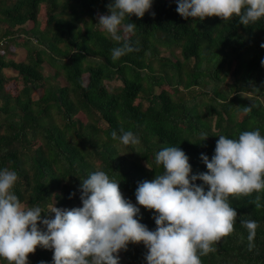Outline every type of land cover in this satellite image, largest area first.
Wrapping results in <instances>:
<instances>
[{
    "label": "trees",
    "instance_id": "obj_1",
    "mask_svg": "<svg viewBox=\"0 0 264 264\" xmlns=\"http://www.w3.org/2000/svg\"><path fill=\"white\" fill-rule=\"evenodd\" d=\"M109 3L0 0V43L21 44L26 53L17 63L0 48V168L18 173L14 190L26 207H81L79 186L95 170L120 181L135 204L138 183L163 171L155 162L162 147L179 146L193 173L206 172L201 154L211 159L220 135L264 134V18L248 25L235 17L185 19L176 0H153L142 18L124 21L137 25L134 35H122L138 50L114 59L123 41L97 23ZM164 52L172 59L160 58ZM44 64L52 75L44 76ZM112 81L121 86L109 90ZM121 128L140 136L138 149L111 136ZM201 132L208 134L203 142ZM229 202L237 211L234 231L202 264H264V192L234 194ZM140 207L141 222L155 230L154 210ZM245 219L258 222L254 241ZM147 252L140 242L119 253L124 264H146ZM28 260L52 264L53 250L37 246Z\"/></svg>",
    "mask_w": 264,
    "mask_h": 264
},
{
    "label": "clouds",
    "instance_id": "obj_2",
    "mask_svg": "<svg viewBox=\"0 0 264 264\" xmlns=\"http://www.w3.org/2000/svg\"><path fill=\"white\" fill-rule=\"evenodd\" d=\"M176 4L185 19L235 17L248 25L264 18V0H176ZM152 5L153 0H110L108 13L98 15L99 26L113 40L123 41L112 49L114 59L138 50L122 35H134L137 27L125 23V18H142ZM111 136L136 149L142 144L132 130L121 128L119 135L113 130ZM207 137V132L200 133L202 142ZM201 159L207 171L193 173L183 149L162 147L155 162L163 171L138 183L135 204L123 195L120 181L95 170L79 186L81 207L61 208L52 202L47 212L38 204L23 205L14 190L18 173L0 168V258L8 264H29L28 255L40 246L53 250L52 264H119L120 251L143 242L148 249L146 264H202L201 256L214 252L215 243L234 231L237 211L229 198L264 192V134L255 129L238 138L220 135L211 159L203 153ZM140 206L154 210L155 230L141 222ZM240 223L248 230V240L254 241L258 222Z\"/></svg>",
    "mask_w": 264,
    "mask_h": 264
},
{
    "label": "rangeland",
    "instance_id": "obj_3",
    "mask_svg": "<svg viewBox=\"0 0 264 264\" xmlns=\"http://www.w3.org/2000/svg\"><path fill=\"white\" fill-rule=\"evenodd\" d=\"M45 14L44 16L42 17V21L45 22ZM25 29V27H24ZM0 30H3V28L0 26ZM127 36V34H125V37ZM9 41L8 44L4 45V40L2 41V43H0V48L5 51V56H6V59H11V60H14L15 62L19 63V62H22L25 60V57H26V53L22 47L21 44H15V46L12 44V42H10V40H7ZM1 42V41H0ZM6 42V41H5ZM178 51L176 52V55H178ZM160 58L162 59H166V58H170V55L169 53L167 52H164L161 54ZM172 59V58H170ZM42 72L44 74V76H49V75H52L53 74V70L51 68H49V66H47L46 64H44L43 66V69H42ZM3 73L7 76H10V77H15V75L10 71V70H3ZM58 85L60 86H63L64 85V81L61 79V78H58L56 81H55ZM229 83V81H228ZM108 89L111 90L115 87H119L121 86V83L119 81H112V82H109L108 83ZM171 91V90H170ZM172 92V91H171ZM40 91H37L35 94H34V99H38V97L40 96ZM182 95L183 96H186L187 93L185 92H182ZM118 255L120 256V262L119 264H124L123 263V260H122V257L120 255V253H118Z\"/></svg>",
    "mask_w": 264,
    "mask_h": 264
}]
</instances>
